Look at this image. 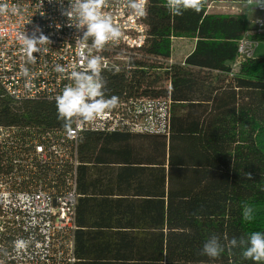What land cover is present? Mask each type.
<instances>
[{
  "label": "trees",
  "instance_id": "obj_1",
  "mask_svg": "<svg viewBox=\"0 0 264 264\" xmlns=\"http://www.w3.org/2000/svg\"><path fill=\"white\" fill-rule=\"evenodd\" d=\"M209 1L199 13L174 15L166 0H148L145 51L171 58L173 38L194 39L184 64L101 73L106 98L168 95L170 132L82 135L79 190L99 202L100 228L91 237L75 231L74 264H256L240 247L225 246L216 259L200 254L212 234L239 240L264 232V56H248L233 71L248 15L211 12ZM250 38L263 42L264 32ZM57 115L55 100L15 102L0 86V124L59 127ZM245 205L254 209L251 221ZM3 239L0 264H13Z\"/></svg>",
  "mask_w": 264,
  "mask_h": 264
},
{
  "label": "built area",
  "instance_id": "obj_2",
  "mask_svg": "<svg viewBox=\"0 0 264 264\" xmlns=\"http://www.w3.org/2000/svg\"><path fill=\"white\" fill-rule=\"evenodd\" d=\"M68 4L69 0H63L62 5L59 0H0V5L6 6L0 12V86L13 101L55 100L72 83L71 72L81 70L92 55L102 58V72L130 74L138 65L148 70L150 62L174 63L173 58L145 51L148 0L144 15L136 14L128 0H106L103 12L112 17L121 35L100 51L91 48V39L80 40L83 30L62 14V7ZM254 23L239 41L233 71H238L243 59L253 56L258 42L250 35L264 32V18ZM36 26L50 42L34 53L35 62H31L20 37L23 33L31 35ZM58 65L65 71H57ZM116 96V107L93 121L80 120L73 125L71 136L63 126L0 124V239H10L8 258L13 264L75 263L79 143L84 133L169 134L172 101L168 95ZM21 240L24 246L17 248Z\"/></svg>",
  "mask_w": 264,
  "mask_h": 264
},
{
  "label": "clouds",
  "instance_id": "obj_3",
  "mask_svg": "<svg viewBox=\"0 0 264 264\" xmlns=\"http://www.w3.org/2000/svg\"><path fill=\"white\" fill-rule=\"evenodd\" d=\"M61 5L63 0H59ZM129 7L138 15L146 12V0H128ZM206 0H166V7L174 15H181L183 11L193 10L199 13ZM106 0H69L67 8L62 7V14L77 29H82L80 40L91 39V48L100 51L110 41L118 39L120 29L113 23L112 17L103 12ZM247 5L264 8V0H247ZM0 5V12L5 10ZM75 20L76 23H72ZM59 27V26H58ZM39 33V35H37ZM22 48L29 61L35 62L34 53H39L42 46L50 42L49 37L36 26L31 35L21 34ZM79 43V41H77ZM57 71L65 69L57 66ZM102 73V58L92 55L82 65L81 70L71 72L72 83L67 85L61 94L55 97L57 118L62 122L65 131L71 136L73 125L80 120L93 121L105 110L112 109L118 104V97L113 95L106 98L104 94V80ZM250 175V174H249ZM244 220L251 221L254 218V209L245 205L242 211ZM223 240V242H222ZM24 241H17V248H22ZM229 248L240 247L244 259L255 261L256 264L264 262V232L254 231L250 235L229 239L227 234L221 236L212 234L203 243L200 254L216 259Z\"/></svg>",
  "mask_w": 264,
  "mask_h": 264
},
{
  "label": "rangeland",
  "instance_id": "obj_4",
  "mask_svg": "<svg viewBox=\"0 0 264 264\" xmlns=\"http://www.w3.org/2000/svg\"><path fill=\"white\" fill-rule=\"evenodd\" d=\"M209 10L213 12L223 13H244L249 17L250 27L255 26V20L264 18V10L258 9L255 6L247 5V0H210L208 4ZM194 41L191 38L173 40V56L176 60L183 57L191 51ZM254 56H264V41L259 42L255 47Z\"/></svg>",
  "mask_w": 264,
  "mask_h": 264
},
{
  "label": "crops",
  "instance_id": "obj_5",
  "mask_svg": "<svg viewBox=\"0 0 264 264\" xmlns=\"http://www.w3.org/2000/svg\"><path fill=\"white\" fill-rule=\"evenodd\" d=\"M208 10H209V7H208ZM211 12H213V11H211ZM248 20H249V17H248ZM177 39H185V38H177ZM193 41H194V44H193V48H194L195 40L193 39ZM193 48L191 49V51L193 50ZM191 51H189V53ZM189 53H187L183 57V59H178V60H176L174 58L173 53H172L171 58H173L174 62H182V61H184L185 57ZM78 190H79V181H78ZM79 195L80 196L78 198V204H77V209H76V228H75V231L78 230L80 232V235H81V232H84L85 237L87 235L89 237H91L94 234V232L100 228L99 225L97 224V222L100 221V216L98 215L99 202L96 201V203L94 204V201L91 198L92 196L82 195L80 190H79ZM96 198L99 199L100 198L99 195ZM112 198H116V194H114V197H112ZM93 204L95 206H93ZM113 206H114V204H113ZM94 209H96V214L94 212ZM74 244H75V232H74Z\"/></svg>",
  "mask_w": 264,
  "mask_h": 264
}]
</instances>
